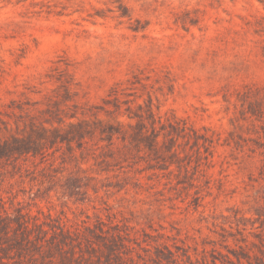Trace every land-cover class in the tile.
I'll use <instances>...</instances> for the list:
<instances>
[{"label": "rangeland", "instance_id": "1", "mask_svg": "<svg viewBox=\"0 0 264 264\" xmlns=\"http://www.w3.org/2000/svg\"><path fill=\"white\" fill-rule=\"evenodd\" d=\"M16 1L0 2V264H264V4ZM150 105L208 140L149 149L129 115Z\"/></svg>", "mask_w": 264, "mask_h": 264}, {"label": "trees", "instance_id": "2", "mask_svg": "<svg viewBox=\"0 0 264 264\" xmlns=\"http://www.w3.org/2000/svg\"><path fill=\"white\" fill-rule=\"evenodd\" d=\"M12 1L13 0H0V2H12ZM21 1L24 0H17L16 2L18 3ZM260 2L264 4V0H260ZM111 10L117 11L119 17L127 18L128 20H130L131 28L135 31H140L145 29L146 25L148 24L146 21H142L141 19L138 18L134 19V16L130 12L129 7L122 3L116 5V9L111 8ZM133 21H135V23H133ZM191 22L192 24H195L194 21ZM129 117L131 119L135 117L139 118L137 119V122L135 124L130 123V126H132V128L136 130L135 135L137 136L139 142L146 144V146L152 150L155 149V146L159 142V137L161 134L170 135L171 136L170 140L175 139L176 136L185 137L187 135H191L197 144H200L201 140L203 141L208 140L207 135L201 133L196 128H190L187 122H185L184 125L180 124V120L177 119L175 116H174V121L168 118L167 122H163L162 116H159L158 119V117L153 111L152 105L148 106L147 108V117H146L147 122L143 118H141L143 117V115L141 114L129 115ZM110 128L111 129H109L108 132L111 133V135L122 134L121 131L116 129V127H110ZM188 129H191L193 133H189Z\"/></svg>", "mask_w": 264, "mask_h": 264}]
</instances>
